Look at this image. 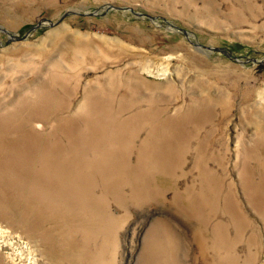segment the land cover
Wrapping results in <instances>:
<instances>
[{
  "label": "rangeland",
  "instance_id": "1",
  "mask_svg": "<svg viewBox=\"0 0 264 264\" xmlns=\"http://www.w3.org/2000/svg\"><path fill=\"white\" fill-rule=\"evenodd\" d=\"M0 129V264H264V0H0Z\"/></svg>",
  "mask_w": 264,
  "mask_h": 264
},
{
  "label": "bare ground",
  "instance_id": "2",
  "mask_svg": "<svg viewBox=\"0 0 264 264\" xmlns=\"http://www.w3.org/2000/svg\"><path fill=\"white\" fill-rule=\"evenodd\" d=\"M42 110H43L42 108L40 107L38 108L39 112H41ZM43 111L51 113L47 109ZM53 113L56 112L54 111ZM2 136L3 133L1 132L0 133V197H2L1 196L2 194L4 196H11L10 194L13 191H16L17 189L23 190L19 178H21L23 181H27V178L29 179L35 178L32 174H30V172L21 170L18 164L17 155L12 153V150H10L8 147H6L4 143L1 142ZM18 142L20 143L19 145L20 148L28 145V141L26 142L18 141Z\"/></svg>",
  "mask_w": 264,
  "mask_h": 264
}]
</instances>
